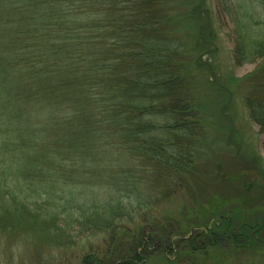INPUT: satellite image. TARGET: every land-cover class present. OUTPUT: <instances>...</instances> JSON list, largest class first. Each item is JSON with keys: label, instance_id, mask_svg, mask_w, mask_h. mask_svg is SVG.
<instances>
[{"label": "trees", "instance_id": "1", "mask_svg": "<svg viewBox=\"0 0 264 264\" xmlns=\"http://www.w3.org/2000/svg\"><path fill=\"white\" fill-rule=\"evenodd\" d=\"M230 15L234 66L256 64L235 86L264 142V19L254 8ZM178 25L171 0H0V235L52 253L79 247L78 264H147L157 240L165 264L221 240L239 256L262 240L264 187L245 181L225 215L211 209L217 223L205 230L187 234L192 224L175 220L146 240L131 227L157 191L167 198L181 187L205 137L194 90L204 64ZM91 163L93 193L82 171ZM140 185L148 193L137 197Z\"/></svg>", "mask_w": 264, "mask_h": 264}, {"label": "rangeland", "instance_id": "2", "mask_svg": "<svg viewBox=\"0 0 264 264\" xmlns=\"http://www.w3.org/2000/svg\"><path fill=\"white\" fill-rule=\"evenodd\" d=\"M171 1L175 13L180 16L179 37L189 44L188 51L191 56H201L204 66L212 67L207 70L203 66L195 74L196 102L203 108L202 115L206 132L202 149L194 160L195 168L185 176V182L183 181L181 187L167 198H162L161 192L157 191L150 207L146 206L142 211L135 212L131 227L141 228L146 240L155 230L158 234H162V224L175 222V220L182 224L187 222L192 224L187 234L211 227V222L217 223V220L215 216H208L214 214L210 211L216 209L217 214L225 215L229 208L238 203L236 200L240 192L237 190L238 182H251L255 183L256 187H264L263 135L259 126L249 119L243 102L244 92L235 86L234 81L251 72L256 64L246 63L234 66L233 24L230 18V10L240 7L243 11L254 8L259 18L264 19L260 6L261 1ZM203 24H208L206 30L211 36V40L206 41L207 43L199 35L200 32L205 31L201 26ZM195 35H199L198 45H194L197 38ZM221 85L226 87L224 94L220 91ZM113 163L102 161L99 167H111ZM87 166L95 170L92 172ZM78 167L81 168L78 165L76 169ZM83 167L86 168L82 170L83 176H85V181L89 179L88 188L90 193H93L98 190L93 186L97 167L93 163ZM0 168L4 169L5 166L1 164ZM110 179L109 176L108 183L112 188L114 185L115 187L122 186L121 179L113 178L111 181ZM144 187V185L135 187L134 193L137 197L148 193V190L144 193ZM260 189L264 193V189ZM242 194L247 197L249 193L243 192ZM90 198L93 201L107 199V197L99 198L98 195H92ZM74 199L75 202H81L82 197H74ZM263 205V202L259 203V210H262ZM248 207V205L245 206V208ZM244 211L249 212L250 210ZM259 221H264L263 211ZM76 231V229L70 230L73 235ZM260 235L263 236L264 233L260 232ZM261 238L262 240L256 242L253 249L239 256L233 252L229 243L221 240L212 250L208 248L206 254L199 253L191 259L187 257L181 260L180 264H264V237ZM84 241L81 239L78 243H84ZM162 242L163 240H157L153 248L151 247L156 253L148 257L147 264H165L160 254H157L162 250ZM173 247L176 245L173 244ZM80 257L79 247L73 246L68 250L57 249L52 253L44 247L18 245L7 235H0V264H78Z\"/></svg>", "mask_w": 264, "mask_h": 264}]
</instances>
